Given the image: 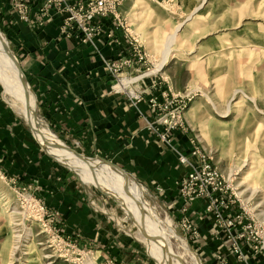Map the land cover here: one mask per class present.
Returning a JSON list of instances; mask_svg holds the SVG:
<instances>
[{
    "label": "rangeland",
    "instance_id": "rangeland-1",
    "mask_svg": "<svg viewBox=\"0 0 264 264\" xmlns=\"http://www.w3.org/2000/svg\"><path fill=\"white\" fill-rule=\"evenodd\" d=\"M11 1L8 0L10 6ZM10 9V14L14 16L12 7ZM119 11L121 24L116 25L109 20L114 31H121L131 50V55L120 58L133 60L132 67L135 63L140 65L137 74H127L131 67L124 71L121 78L134 81H129L133 87L129 89L142 100L143 90L139 88L142 82L154 80L161 88L165 84L166 88L160 90L161 97L166 95L184 106L181 125L166 132L168 137L172 141L171 134L174 131L187 134L190 129L193 130L189 149L194 142L205 152L232 190L234 202L229 205L226 214L230 217L240 215L243 224H252L253 234L248 233L249 236L257 233L264 240V0H207L206 3L204 0H123ZM3 21L0 19V34L19 62ZM174 34L177 38L164 56L165 43ZM106 36L113 37L110 32ZM138 56H142V59L139 60ZM158 64L162 65L161 68L152 73ZM129 89L126 87L121 92L130 94ZM3 93L0 81V100L12 114L14 124L23 127L31 135L41 154L49 158L58 171L88 193L85 199L91 210L107 218L110 226L121 232L117 238L125 244L123 258L118 260L112 257V245L103 248L95 238L87 237L77 229L67 232L64 214L49 207L42 199L37 181L26 178V172H11L0 164V264H156L149 256L148 244L140 234L142 225L139 227L137 215L101 194L89 179L85 180L84 170L64 165L49 156L33 137L25 119L17 115L4 100ZM30 98L32 112H36L40 125L48 128L58 138V143L88 158L99 156L68 142L56 132L54 124L37 108L31 94ZM153 98L156 97L149 99ZM192 106V113L186 114ZM154 114L153 122L147 123L153 128L146 125L157 136L153 129L162 133L165 128L155 125L160 113ZM247 128L249 133L245 134ZM189 153L185 155L188 158ZM189 159L194 161L191 157ZM180 180L176 185L177 193ZM93 183L97 184L95 181ZM178 197L181 200L180 213L183 214L180 220L173 219L145 191L143 202L162 220H171L180 239L170 240L174 253L183 252L181 241H185L200 263L205 264L203 255L197 251L200 233L196 223L187 215L193 202L185 203L179 193ZM129 214H132L136 224ZM183 220L195 226L197 235L179 227ZM222 233L226 240V234ZM258 242L250 241L251 245H245L243 251L249 247L254 256L264 257L252 248L259 245ZM151 253L157 261L156 253ZM161 258L164 260L163 254Z\"/></svg>",
    "mask_w": 264,
    "mask_h": 264
},
{
    "label": "crops",
    "instance_id": "crops-1",
    "mask_svg": "<svg viewBox=\"0 0 264 264\" xmlns=\"http://www.w3.org/2000/svg\"><path fill=\"white\" fill-rule=\"evenodd\" d=\"M10 7L8 0H0V19L7 25L34 103L54 124V130L68 142L123 168L146 195L154 198L173 219L180 220L183 214L176 185L189 168L179 164L177 152L189 153V139L194 134L192 129L187 134L174 131L170 149L148 129L147 123L155 117L148 100L152 96L161 100L160 90L166 88L165 84L161 88L154 80L142 82L139 88L144 98L139 102L130 94L113 89L114 80L102 62L129 56L131 50L121 31L112 29L109 19L103 20L102 32L95 37L93 49L79 45L74 38L60 37V18H53L43 28L37 27L20 22L10 14ZM109 32L112 38L106 36ZM139 68L135 63L126 70L127 74L135 75ZM14 121L0 100V164L11 172H26V178L37 181L42 199L64 214L67 232L77 229L95 238L102 247L112 245V257L121 260L125 244L117 238L121 232L110 226L107 218L91 210L85 199L88 193L58 171L41 154L31 135ZM204 206V201L195 200L187 215L200 233L197 251L203 255L205 264H264V257L254 256L249 247L244 251V262L238 261L213 218L204 214Z\"/></svg>",
    "mask_w": 264,
    "mask_h": 264
},
{
    "label": "built area",
    "instance_id": "built-area-1",
    "mask_svg": "<svg viewBox=\"0 0 264 264\" xmlns=\"http://www.w3.org/2000/svg\"><path fill=\"white\" fill-rule=\"evenodd\" d=\"M122 1L12 0L11 7L14 16L20 22L37 27H42L53 18L58 17L60 18V35L67 39L74 38L80 44L96 49L95 37L100 33L102 21L111 19L114 24H121L119 9ZM138 57L139 60L142 59V56ZM103 65L113 77L115 85H117L124 79L121 78L124 71L132 67L133 60L128 57H122L114 61L103 60ZM115 85L113 89L116 92L125 90L115 89ZM131 97L135 102L142 100L137 94H133ZM148 104L153 113H160L156 118L155 125L165 128L164 133H160L155 129L153 131L163 143L173 149L171 139L167 133L181 125L184 106L178 105L175 100L168 98L166 95H163L159 101L156 98L149 99ZM190 157L194 161H190ZM189 158L178 154L180 164L187 165L189 168V171L178 184V193L181 199L187 204H191L197 199L205 201L204 212L211 215L216 228L226 234L230 252L238 260L244 261L246 259L243 250L245 245L250 244V241H259V245L252 248L256 253L261 252L260 254L264 256V240L257 233L251 237L248 234H253L252 224H243L240 215L230 217L226 214L229 205L234 202L232 200L233 193L217 167L194 142H192ZM41 209L43 210V208ZM193 226L187 220H183L179 225L183 231L197 235L195 226ZM106 264L113 263L108 262Z\"/></svg>",
    "mask_w": 264,
    "mask_h": 264
},
{
    "label": "bare ground",
    "instance_id": "bare-ground-1",
    "mask_svg": "<svg viewBox=\"0 0 264 264\" xmlns=\"http://www.w3.org/2000/svg\"><path fill=\"white\" fill-rule=\"evenodd\" d=\"M206 1L207 0H204V3H206ZM0 37L3 38L1 34ZM176 38L177 35L174 34L170 40L166 41L164 56L167 55V50L170 49L173 40H176ZM161 66V64L156 65V67L153 68L152 73L157 72ZM0 81L4 88V100L10 105L12 110L17 113V115H20L25 119V122L32 129L33 137L38 144L46 150L49 156L54 157L59 163L64 165L84 170L85 180L89 179L95 188L100 189L103 193H106L110 198L114 199L113 201L120 207L123 209L129 208L137 215L136 220L137 222H140L139 227L142 225V228H144L148 234L157 239V241L150 240L142 236L148 244V254L156 264H183V262L187 264H201L197 256L189 249L188 245L185 244V241H181L183 252L181 251L182 253L179 254L174 253L170 240L172 238L178 240L179 238L176 235L171 220L167 218L162 220L155 211L151 209L150 211L149 208L146 207V204L143 202L144 191L135 180L132 179L133 181H131V178L126 177L119 169L114 168L109 163L99 160L98 158L87 160L76 156L75 153L66 150L64 147L53 148L47 146V144L50 143L60 144V146H62L63 143H58L59 140H56L53 133L48 128L40 125L39 119L37 121L35 120V115L32 112V105L30 103V94H28V92L26 95V89L22 86L14 64L8 57L2 43H0ZM129 81L133 80H121L115 86V89H125L126 87L129 89L132 84V82L130 83ZM117 86H119V88H117ZM132 89H129L131 95L134 94ZM192 111L193 106L188 109L186 114H191ZM248 129L249 128H247V131L243 129L245 130V134L249 133ZM100 161L110 167L100 163ZM75 169L72 170L79 174ZM92 180L98 185L94 184ZM129 218L134 224H136L132 214H129ZM186 248L188 250H186ZM151 251L156 253L157 261ZM162 254L165 257L164 260L162 258L159 259Z\"/></svg>",
    "mask_w": 264,
    "mask_h": 264
},
{
    "label": "water",
    "instance_id": "water-1",
    "mask_svg": "<svg viewBox=\"0 0 264 264\" xmlns=\"http://www.w3.org/2000/svg\"><path fill=\"white\" fill-rule=\"evenodd\" d=\"M0 43H2V46L5 48L8 57L10 58V60L12 61V63L14 64V67H15V70H16V72H17V74H18V77H19V79H20V82H21L22 86L24 87V89H26V95H27L28 92L31 93V94H33L32 90H31V88H30V86H29V84H28V81H27V79H26V76L24 75L23 71L21 70L20 64H19L17 58L15 57V55L13 54V52H12L10 46H9V45L6 43V41H5L3 38H1V37H0ZM29 93H28V94H29ZM26 97H27V96H26ZM34 115H35V120L37 121L38 118H37V116H36V112L34 113ZM27 125H28V124H27ZM28 127H29L31 133L33 134L31 127H30L29 125H28ZM47 146H50V147H53V148L64 147L66 150L75 153L76 156H78V157H80V158H85V159H87V160H90V159H97V158H98L99 160H102V161H104V162H106V163H109V164L112 165L114 168L119 169L121 172L124 173V175H125L126 177L132 178L127 172H125L124 170L118 168V167L115 166L114 164H112V163L106 161L105 159H103V158H101V157H99V156H95L94 158H88V157H85V156L79 154L78 152H76L75 150H73L72 148L68 147V146L65 145V144H63L62 146H60V144L50 143V144H47ZM40 147H41V146H40ZM41 148H42V147H41ZM42 149H44V148H42ZM46 153H47V152H46ZM97 190H98L101 194H103L104 196L110 198L106 193H103L100 189H97ZM110 199H112V198H110ZM112 200H114V199H112ZM139 203H140V202H139ZM140 234H141V236H143L144 238H147V239H150V240H156V241H157V239H156L155 237H153L152 235L148 234V232H147L144 228H142V227H141V229H140Z\"/></svg>",
    "mask_w": 264,
    "mask_h": 264
}]
</instances>
